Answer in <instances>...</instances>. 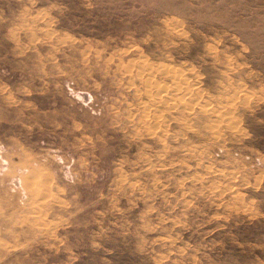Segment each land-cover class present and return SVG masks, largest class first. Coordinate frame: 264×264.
Wrapping results in <instances>:
<instances>
[{
    "label": "rangeland",
    "instance_id": "374dc122",
    "mask_svg": "<svg viewBox=\"0 0 264 264\" xmlns=\"http://www.w3.org/2000/svg\"><path fill=\"white\" fill-rule=\"evenodd\" d=\"M0 264H264V0H0Z\"/></svg>",
    "mask_w": 264,
    "mask_h": 264
},
{
    "label": "bare ground",
    "instance_id": "6f19581e",
    "mask_svg": "<svg viewBox=\"0 0 264 264\" xmlns=\"http://www.w3.org/2000/svg\"><path fill=\"white\" fill-rule=\"evenodd\" d=\"M159 69V68H158ZM143 72V71H142ZM166 72V71H165ZM165 72H164V74H165ZM158 74V73H157ZM151 75V74H150ZM183 80V79H182ZM185 80V79H184ZM177 81V80H176ZM179 81V80H178ZM172 82V81H171ZM186 82V81H185ZM173 83V82H172ZM175 83V82H174ZM166 85V84H165ZM157 86V85H156ZM162 86H164V85H162ZM171 86V85H170ZM187 86V85H186ZM172 87V86H171ZM178 87V86H177ZM176 87V88H177ZM182 87V86H181ZM188 87V86H187ZM187 87H186V91L188 90L187 89ZM183 88H184V85H183ZM150 89V88H149ZM184 90V89H183ZM188 92V91H187ZM190 92H191V90H190ZM147 93H149V92H147ZM185 93V92H184ZM188 94V93H187ZM197 94V93H196ZM170 95V94H169ZM186 95V94H185ZM149 98V97H148ZM158 98V97H157ZM178 98V97H177ZM184 99V98H183ZM233 99V98H232ZM182 101V100H181ZM192 102V101H191ZM176 106V105H175ZM192 106V105H191ZM183 107V106H182ZM191 108V107H190ZM189 109V108H188ZM206 110V109H205ZM191 111V110H190ZM207 111V110H206ZM215 112V111H214ZM158 117V116H157ZM156 120V119H155ZM158 123V122H157Z\"/></svg>",
    "mask_w": 264,
    "mask_h": 264
}]
</instances>
